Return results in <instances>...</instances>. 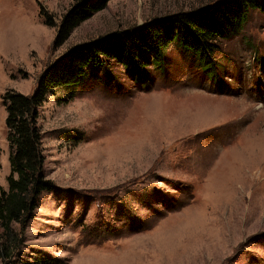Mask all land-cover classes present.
I'll use <instances>...</instances> for the list:
<instances>
[{"label": "rangeland", "instance_id": "374dc122", "mask_svg": "<svg viewBox=\"0 0 264 264\" xmlns=\"http://www.w3.org/2000/svg\"><path fill=\"white\" fill-rule=\"evenodd\" d=\"M75 0H0V186L10 148L2 97L29 95L68 49L217 0H111L61 45ZM212 74L176 44L141 87L118 64L39 109L53 190L12 224L0 264H264V14L216 43ZM180 206L177 210H171Z\"/></svg>", "mask_w": 264, "mask_h": 264}, {"label": "trees", "instance_id": "16d2710c", "mask_svg": "<svg viewBox=\"0 0 264 264\" xmlns=\"http://www.w3.org/2000/svg\"><path fill=\"white\" fill-rule=\"evenodd\" d=\"M111 0H75L56 23L40 9L43 25L55 28V44H63L80 24L104 10ZM264 14V0H217L200 9L176 13L145 22L140 27L118 31L68 49L37 78L29 95L9 90L2 97L10 148L8 190L0 186V248L9 251L14 243L12 224L23 225L32 218L37 199L53 190L43 172L42 133L37 124L39 109L54 90L81 86L91 72L110 63L120 65L141 87L151 84L149 65L161 66L173 44L186 51L199 68L212 74L216 43L236 35L250 11ZM180 208L176 204L171 210Z\"/></svg>", "mask_w": 264, "mask_h": 264}, {"label": "water", "instance_id": "95a60500", "mask_svg": "<svg viewBox=\"0 0 264 264\" xmlns=\"http://www.w3.org/2000/svg\"><path fill=\"white\" fill-rule=\"evenodd\" d=\"M154 20H155V19H154ZM154 20H153V21H154ZM156 20H161V19H156Z\"/></svg>", "mask_w": 264, "mask_h": 264}]
</instances>
